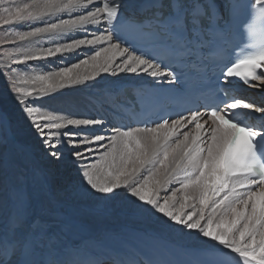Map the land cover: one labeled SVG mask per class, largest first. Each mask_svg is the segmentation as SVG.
I'll return each instance as SVG.
<instances>
[{"label":"snow or ice","instance_id":"snow-or-ice-1","mask_svg":"<svg viewBox=\"0 0 264 264\" xmlns=\"http://www.w3.org/2000/svg\"><path fill=\"white\" fill-rule=\"evenodd\" d=\"M57 12L69 18L15 31L0 44L74 29L84 38L38 53L6 50L0 78L41 158L70 166L77 180L39 167L0 110V264H207L210 252L213 264H231L233 255L264 264V123L240 119L245 112L264 122V104L228 95L234 78L264 87V0H31L0 8V26ZM237 33L256 43L233 60ZM85 45L94 51L89 59L35 76L30 89L16 87L27 62ZM81 65L90 72L77 71ZM101 74L112 87L89 94L82 114L47 106ZM206 90L207 106L199 96ZM172 102L180 110L169 111ZM121 193L133 221L146 225L162 214L167 227L195 230L208 247L177 252L149 228L97 227Z\"/></svg>","mask_w":264,"mask_h":264},{"label":"bare ground","instance_id":"bare-ground-1","mask_svg":"<svg viewBox=\"0 0 264 264\" xmlns=\"http://www.w3.org/2000/svg\"><path fill=\"white\" fill-rule=\"evenodd\" d=\"M60 18H69L68 14L57 12L55 15L48 16L45 15L39 20L32 21L30 25L25 24V27H34L40 24L53 23L58 21ZM19 26V25H18ZM91 27V26H89ZM17 27V31H18ZM84 29H74L70 32L63 33H51V34H41L37 37L30 38L28 41L17 43L14 50L19 51L20 53H38L41 50L46 49L48 47L55 48L60 43H70L72 40L77 38H84ZM15 35V31L13 32ZM99 34V33H93ZM91 38V34L88 36ZM95 50H99V46H93ZM91 55H94V51L89 46H81L80 49H73L71 53H58L55 57L45 58L38 61L27 62L26 68L18 71V75L22 76V80L29 81L26 84L27 89L34 87L31 83V80L40 74H47L48 71H59L62 67L72 66L73 63L80 62L81 58L89 59ZM77 71L81 73H89L90 69L86 66L81 65L80 69ZM20 72H24L22 75ZM25 75V76H24ZM98 81V83H97ZM89 86L85 87L81 86H73L72 88H65L61 90L64 94L61 96L57 94V98L54 100L48 101V107L58 110V112L68 111L73 116H77L82 114L85 111V104L87 99L89 98V94L100 95L106 93L110 87H112V79H110L107 74H101L100 77H97L96 81L86 82ZM259 85L260 82H257ZM95 85V86H92ZM22 87V86H21ZM262 90L260 94L249 95L246 99L254 101L253 103L256 105L264 104V87L259 86ZM26 89V88H25ZM246 101V102H248ZM13 106L15 108L16 117L19 118L24 128L27 130V136L25 141H21L18 138L19 142L25 147V149L30 150L34 153L37 165L41 168H51L54 170L55 174L58 178L63 181H76L77 174L75 171L67 165H50L47 161L43 160L40 156L39 152V143L34 138V136L30 133L27 124L23 121L19 107L14 100ZM6 106H8L6 104ZM89 114H95V112H90ZM104 149L101 148L99 153L94 158V162L102 161V153ZM176 187H179L178 184L170 185L168 194L171 190H174ZM163 196L164 193L162 192ZM191 211V209H189ZM167 218H163L162 214L158 217H153L152 222L150 224H140L131 219L130 215L127 212V201L121 193V196L117 198L114 204V211L112 214L105 218L102 222L97 224V227H101L108 230H119L126 224H134L137 227L149 228L151 230L159 232L164 239L167 241L182 246L184 248H206L208 247L204 244L196 235L195 230L191 232H183L179 227L177 228H169L167 227L165 220Z\"/></svg>","mask_w":264,"mask_h":264},{"label":"rangeland","instance_id":"rangeland-1","mask_svg":"<svg viewBox=\"0 0 264 264\" xmlns=\"http://www.w3.org/2000/svg\"><path fill=\"white\" fill-rule=\"evenodd\" d=\"M24 3H31V0H0V8L3 7H8V6H15V5H22ZM58 22V21H56ZM40 27L45 26V24H40L38 25ZM18 28V31H23V30H31V27H25L24 25H16L13 27H5V26H0V41H6L9 39L14 38V31H17L16 29ZM35 27V26H34ZM19 43V42H18ZM15 48L14 45L11 44H0V54H2L4 51H13ZM84 58H81V60ZM3 62V56L0 55V63ZM49 72V71H48ZM22 75L24 74V72H20ZM25 76V75H24ZM22 76L18 75L17 73V83H16V87H23L26 88V84H24L23 80L21 79ZM13 96L11 93L8 92L7 87L3 81L2 78H0V110L5 111L9 114V116L11 117L14 126L17 128L18 130V138L21 139V141H25L27 138V130L24 128V126L22 125L21 121L19 120V118L16 117V113H15V108L13 106ZM6 104L8 106H6ZM171 195V192L168 194Z\"/></svg>","mask_w":264,"mask_h":264}]
</instances>
